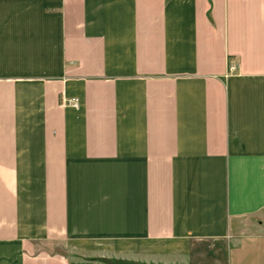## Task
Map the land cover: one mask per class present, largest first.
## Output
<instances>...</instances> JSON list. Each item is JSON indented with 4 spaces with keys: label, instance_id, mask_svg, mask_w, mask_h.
Returning <instances> with one entry per match:
<instances>
[{
    "label": "crops",
    "instance_id": "1",
    "mask_svg": "<svg viewBox=\"0 0 264 264\" xmlns=\"http://www.w3.org/2000/svg\"><path fill=\"white\" fill-rule=\"evenodd\" d=\"M0 264H264V0H0Z\"/></svg>",
    "mask_w": 264,
    "mask_h": 264
},
{
    "label": "built area",
    "instance_id": "2",
    "mask_svg": "<svg viewBox=\"0 0 264 264\" xmlns=\"http://www.w3.org/2000/svg\"><path fill=\"white\" fill-rule=\"evenodd\" d=\"M233 70H234V68H233V67H231V68H230V72H232ZM73 105H75V104H73Z\"/></svg>",
    "mask_w": 264,
    "mask_h": 264
}]
</instances>
